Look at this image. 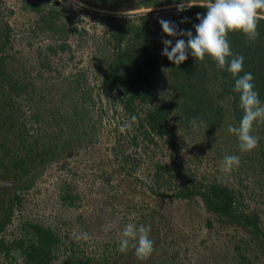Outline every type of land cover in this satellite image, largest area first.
<instances>
[{"label":"rangeland","instance_id":"374dc122","mask_svg":"<svg viewBox=\"0 0 264 264\" xmlns=\"http://www.w3.org/2000/svg\"><path fill=\"white\" fill-rule=\"evenodd\" d=\"M54 1L0 0V63L8 73L6 80L10 74L19 85H27L24 91L14 95L10 84L0 83V118L6 121L0 131V142H6L19 155L36 160L30 163L28 176L7 178L20 185L0 191V214L11 212L10 221L1 232L8 237L6 242L22 240V247L26 248L36 240L30 225L37 224L51 229L58 237L50 264H61L70 256L105 264H240L233 247L239 237L246 241L242 248L248 245L246 232L225 227L203 205L187 208L185 201L174 196L176 186L156 185L149 177L156 160L171 163L175 169L184 166L173 183H179L187 175L200 176L210 171L233 187L238 200L244 201L246 211H259L264 223V175L258 165H252L234 147L228 151L230 144L225 135L218 133L215 145L208 142L210 136L199 134L196 141H191L183 130H176L183 150L174 159L169 157L171 150L164 138H157L158 145L151 144L146 151L142 145L137 150L130 147L127 153L133 160L128 164L135 167L134 175H142L143 182L127 177L126 170H120L115 161L117 134L121 133L123 140L128 135L126 128L131 125L120 105L115 103L112 107L113 102L109 103L99 91L100 73L111 60V47L117 49V42L104 41L107 38L104 24L107 16L135 18L143 10L160 11V7L144 9L139 5L142 0H100L96 4L93 0H65L66 4H61L64 11L60 20L69 30L66 40L70 50L54 54L48 50L56 44L53 32L37 27L38 15L28 6L41 4L48 9L55 7ZM211 3L201 0L199 4ZM219 5L264 16L235 5ZM159 23L167 27H160V32L150 35V50L155 55L170 49L166 46L167 39L175 41L172 30L179 24L163 18ZM74 25L78 30L71 32ZM101 43L106 46L98 50ZM43 61L48 64L41 65ZM70 73L82 80L81 89L91 87L94 95L89 105L91 120L82 121L83 128L79 131L77 119L72 123L73 129L67 124L75 106V81ZM36 112L41 114L38 119ZM254 123L251 120L249 129L241 130L238 135L251 140L248 146L256 149L258 125ZM70 141L71 145L67 144ZM64 144L70 149H65ZM59 152L61 159H51L52 153ZM13 170L2 168L6 176L18 174L19 170ZM36 173L33 184L28 189L21 188ZM107 176L111 177L110 181L106 180ZM69 187L73 202L61 197ZM161 191L163 194H159ZM15 195L19 201L13 200ZM208 217L214 221L213 228L206 224ZM186 221L192 223L186 225ZM233 232L237 234L235 238L229 235ZM23 258L18 247L8 254L0 252V264H23ZM253 264H264L263 254L260 259L253 258Z\"/></svg>","mask_w":264,"mask_h":264},{"label":"trees","instance_id":"16d2710c","mask_svg":"<svg viewBox=\"0 0 264 264\" xmlns=\"http://www.w3.org/2000/svg\"><path fill=\"white\" fill-rule=\"evenodd\" d=\"M99 1L93 0L92 3H100ZM142 1L139 5L151 6L152 3L159 5L163 2ZM232 1L218 3L235 5L264 14V0H244L243 3L238 0L234 3ZM54 3L55 7L48 9L41 4L28 6L38 15L37 27L41 31L53 32L56 44L50 45L48 50L58 54L70 50L66 40L69 30L67 24L60 20L64 11L61 4L64 6L65 0L60 2L55 0ZM109 8L113 9V6L110 5ZM151 14L152 12H141L135 15V18L128 15L107 16L104 24L107 36L104 41L107 44L117 42V49L111 47L113 49L111 60L100 73L99 91L103 92L102 95L109 103L113 102L112 107L115 103L120 105L131 125L130 128H126L128 135L126 134L123 140L122 134H117L114 155L120 170H126L127 177L143 182L142 175H134L135 167L128 164L133 158L127 150L130 147L137 150L142 145V150L146 151L151 144L158 145L157 138H164L171 150L169 157L174 159L175 154L183 150L176 138V130H183L190 136L191 141H196L199 134L210 136L208 139L210 144L211 142L215 144L218 133L225 135V140L230 144L228 151H232L234 147L236 152L244 155V159L248 158L253 162L252 165H258L260 173L264 175V16L220 6L192 5L185 10L184 16L179 17L178 28L172 30L175 41L167 39L166 46L170 49L161 55H155L150 50V35L160 32V27L167 25H160ZM169 18L174 20L173 15H169ZM153 29L156 30L152 31ZM8 30L9 28L6 31ZM77 30V25L72 26L71 32ZM105 46V43H101L97 48L100 50ZM46 64L47 61L41 63ZM75 73H70L73 74L72 78L75 81L76 89L73 90L75 106L69 118L72 119L67 124L70 123L68 127L73 129L72 123L77 119L80 123L77 128L79 131L83 128L82 121L91 120L89 105L93 102L94 95L91 87L80 88L82 80ZM7 74L5 67L0 63V83L10 84L14 95L24 91L27 85H19L10 74L6 80ZM39 94L43 95L42 98L45 97L43 93ZM75 94L78 97H75ZM40 115L36 112L35 117L38 119ZM251 120L258 125L256 149L252 144V147L248 146L251 140L248 142L243 135L242 137L238 135L241 130L249 129ZM5 123L6 121L0 118V131ZM59 137L56 138L57 143ZM70 143L72 141L67 144ZM64 146L65 149H70V146L67 147L65 144ZM51 159H61V152L57 155L52 153ZM32 161H36L32 156L29 158L19 155L7 147L6 142H0L1 177L20 179L21 176H28ZM40 162L43 163L44 160ZM7 167H10V170H19L18 174L3 175L2 168ZM183 167L181 165L179 169H175L171 163L156 160L151 167L153 171L150 168L149 177L153 184L176 186L174 196L185 201L187 208L192 209L193 204L203 205L205 211L215 215L216 220L225 227L232 226L246 232L249 236L248 245L242 248L246 241L239 237L233 247L236 251L234 256L240 264H253V258L260 259L261 254L264 256V223L261 220V213L257 210L246 211L244 201L238 200L233 187L210 171H204L200 176L187 175L186 179L173 183L175 182L173 178L184 170ZM37 174L21 188L28 189ZM110 179L111 177L107 176L106 180ZM3 190L0 188V191ZM61 197L63 200L74 201L70 187ZM13 200L19 201V197L15 195ZM10 215V210L0 214V232L10 221ZM181 219L187 220L184 217ZM206 222L209 228L214 227L211 218L208 217ZM191 223L185 222L186 225ZM30 227L36 237L34 242L23 248L22 240L11 243L1 241L0 252L8 254L12 248L18 247L24 254L23 264H50L58 237L51 229L41 225L31 224ZM229 235L233 238L237 236L234 232ZM182 257L185 259L186 255ZM97 262L89 258L70 256L61 264H105L102 261Z\"/></svg>","mask_w":264,"mask_h":264},{"label":"clouds","instance_id":"9594fccd","mask_svg":"<svg viewBox=\"0 0 264 264\" xmlns=\"http://www.w3.org/2000/svg\"><path fill=\"white\" fill-rule=\"evenodd\" d=\"M163 1V0H162ZM195 2V1H197V2H195L196 4H193V5H197V4H199L200 2H201V0H182V1H177L176 3H181V2ZM218 1H220V0H216V1H209V0H206V2H212L211 4L213 5V6H221V5H219L220 3H218ZM223 1V0H222ZM176 3H174L173 1H170V0H164L161 4H159V5H156V4H152L151 6H155V7H160V8H158L160 11H154V9H151V10H143V12H152V14L151 15H153V14H156V16L154 17V18H156L157 20H158V22H161V20H162V18L164 19V20H170V18H169V15H172V13H170V12H166V6H168V5H171V4H176ZM205 5V4H204ZM207 5H209V4H207ZM142 6V8H146V9H150V7L151 6H143V5H141ZM156 12V13H155ZM158 15V16H157ZM175 17V16H174ZM170 21H175L176 22V19H174V20H170ZM178 23H180V20H178L177 21ZM1 177V176H0ZM3 178V177H2ZM5 179H7V178H5ZM14 180V179H13ZM8 224V223H7ZM6 224V225H7ZM5 225V226H6ZM2 232V231H1ZM0 232V233H1ZM1 241H4V242H6V240L4 239V238H2L1 240H0V242ZM8 243V242H7Z\"/></svg>","mask_w":264,"mask_h":264},{"label":"built area","instance_id":"2783aa9c","mask_svg":"<svg viewBox=\"0 0 264 264\" xmlns=\"http://www.w3.org/2000/svg\"><path fill=\"white\" fill-rule=\"evenodd\" d=\"M193 4H196L195 2H181L176 4H171L166 6V12L172 13L173 16L176 17V21L179 20V17L184 16V12L186 9L190 8ZM4 238L7 240V236L5 234L0 233V240Z\"/></svg>","mask_w":264,"mask_h":264},{"label":"water","instance_id":"95a60500","mask_svg":"<svg viewBox=\"0 0 264 264\" xmlns=\"http://www.w3.org/2000/svg\"><path fill=\"white\" fill-rule=\"evenodd\" d=\"M177 1H182V0H177ZM226 1H230V0H226ZM17 185H20V183L17 182L16 180H9V179L0 177V188L2 189L12 188Z\"/></svg>","mask_w":264,"mask_h":264},{"label":"crops","instance_id":"0c3cea01","mask_svg":"<svg viewBox=\"0 0 264 264\" xmlns=\"http://www.w3.org/2000/svg\"><path fill=\"white\" fill-rule=\"evenodd\" d=\"M223 1H225V2H226V0H223Z\"/></svg>","mask_w":264,"mask_h":264}]
</instances>
